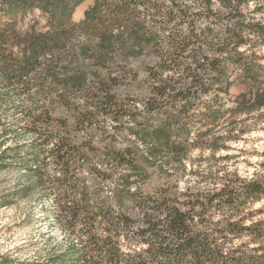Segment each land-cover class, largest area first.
Masks as SVG:
<instances>
[{
  "label": "trees",
  "instance_id": "1",
  "mask_svg": "<svg viewBox=\"0 0 264 264\" xmlns=\"http://www.w3.org/2000/svg\"><path fill=\"white\" fill-rule=\"evenodd\" d=\"M83 1L0 0V72L6 81L21 83L38 75L95 95L99 106L83 105L73 123L75 129H93L99 116L117 120V102L102 84L86 85L80 56L101 66L128 40L136 53L151 50L155 58L147 69L150 96L142 109L136 106V120L142 116L148 122L142 115L147 113L160 124L150 130L147 122L141 123L139 135L180 156L184 142L172 141V133L188 135L195 127L189 113L193 105L200 106L199 129L228 126L210 139L198 132L195 144L212 149L226 147L252 126L240 127L239 114L258 111L256 120L264 124V64L255 49L264 41V24L248 11L251 3L259 8L263 0H94L75 22L73 13ZM36 10L46 21L45 31L36 29V17L27 20ZM119 23L122 30L115 32ZM79 32L93 35L95 45L76 49L73 38ZM233 83L244 84L246 90L231 108L220 93ZM216 89L210 101L199 103L203 94ZM10 130L0 132V170L13 168L25 180L2 200L10 203L7 198L35 187L41 196L52 195L53 219L67 241L47 256L6 264H264V204L257 210L246 208L264 200V171L250 179H225L221 186L190 193L185 200L164 188L137 195L127 173L110 197L102 194L100 184L120 167L145 171L134 150L92 140L78 143L68 120L48 108L23 126V135L31 140ZM256 213L263 217L256 218Z\"/></svg>",
  "mask_w": 264,
  "mask_h": 264
},
{
  "label": "rangeland",
  "instance_id": "2",
  "mask_svg": "<svg viewBox=\"0 0 264 264\" xmlns=\"http://www.w3.org/2000/svg\"><path fill=\"white\" fill-rule=\"evenodd\" d=\"M87 0L79 4L74 13L73 21L79 22L85 17L86 10L94 3L89 0L85 5L82 15L77 16L78 9ZM254 3L248 8L254 17L264 24V0L261 6ZM36 10L29 15L27 20L33 17L38 19L36 29L45 31L48 27L46 21ZM122 23L115 24V32L121 31ZM95 37L86 32L74 35L73 44L80 50L81 46L90 48L95 45ZM256 42V41H255ZM255 49L259 61L264 64V41L256 44ZM154 54L151 50L136 53V45L125 41L124 45L117 46L113 54L101 66H96L87 56H80V64L84 65L86 72V85L96 87L99 84L104 89L115 95L118 111L117 120L112 115H102L93 124V129H75L73 123L75 116L83 105H98L97 97L87 95L83 89L76 86H66L56 80H42L38 75L26 78L21 83L8 82L0 72V132L7 128L15 129L21 135V139L31 140L30 135H23V126L29 123L31 115L48 108L50 111L69 123L71 134L78 143L92 140L96 145H112L117 149L131 148L136 152V162L144 163L145 171L139 167L132 172L126 166L120 167L119 171L102 181L100 189L103 195L112 196L114 186L122 185V177L129 174L131 185L139 193H155L164 188L173 196L181 200L187 199L190 193L197 191H209L216 186H221L225 179L235 180L240 178H252L255 174L264 171V124L258 122L260 112L239 114L238 123L245 127L249 123L252 126L244 130L238 139L228 140L226 147L212 149L204 144H195L198 140V132L202 138H211L224 133L228 126L216 125L209 131L208 127H202L197 123V115L200 114V106H192L191 119L196 122L188 135L178 132L172 133V141H183L184 147L181 154L175 155L173 150L163 144L155 142L149 136L144 138L139 135L142 124L147 122L142 116L136 120V106L142 109V104L150 96V81L147 69L154 62ZM75 65L69 67V72L74 70ZM58 75L62 74L59 69ZM14 83V84H12ZM24 86L29 89L25 90ZM246 90V86L240 83L230 85L228 92H221L220 96L226 106L234 108L233 99ZM218 93L217 89L203 94L200 101H210ZM60 95L67 97L64 101ZM198 102V100L196 101ZM102 106V105H101ZM106 104L103 105L105 109ZM127 110V112H126ZM120 113V114H119ZM229 114V112H228ZM227 114V115H228ZM147 116V127L156 129L160 124L156 115L142 114ZM192 122V123H193ZM98 129H95V128ZM21 130V131H20ZM10 135H13L11 132ZM182 135V136H181ZM21 140V141H22ZM14 143V141H10ZM153 149V150H152ZM88 181L92 188L96 184L88 175ZM25 180L24 176L17 173L13 168L0 170V264L4 261H21L28 258H41L47 256L53 249L59 251L66 244L64 231L53 219L54 198L52 195L41 196L39 188L35 187L27 193L14 196L9 202L2 200L6 194H12ZM264 200L248 204V210H257L262 207ZM263 214L256 213V218Z\"/></svg>",
  "mask_w": 264,
  "mask_h": 264
},
{
  "label": "bare ground",
  "instance_id": "3",
  "mask_svg": "<svg viewBox=\"0 0 264 264\" xmlns=\"http://www.w3.org/2000/svg\"><path fill=\"white\" fill-rule=\"evenodd\" d=\"M84 7L85 6H82V7H80L79 9H78V12H77V16L79 15H82V13H83V10H84Z\"/></svg>",
  "mask_w": 264,
  "mask_h": 264
},
{
  "label": "water",
  "instance_id": "4",
  "mask_svg": "<svg viewBox=\"0 0 264 264\" xmlns=\"http://www.w3.org/2000/svg\"><path fill=\"white\" fill-rule=\"evenodd\" d=\"M88 2H89V0H87V1L84 3V5H82V6H85ZM82 6H81V7H82Z\"/></svg>",
  "mask_w": 264,
  "mask_h": 264
}]
</instances>
